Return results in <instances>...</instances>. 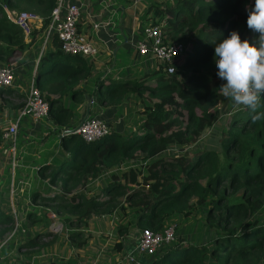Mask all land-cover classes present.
Segmentation results:
<instances>
[{"label":"trees","instance_id":"16d2710c","mask_svg":"<svg viewBox=\"0 0 264 264\" xmlns=\"http://www.w3.org/2000/svg\"><path fill=\"white\" fill-rule=\"evenodd\" d=\"M57 0H0V64L24 53L47 28ZM254 0L150 1L145 18L160 27L165 42L185 43L173 62L133 80L102 76L96 80L95 100L116 106L133 93L143 105L141 124L121 135L111 130L93 143L76 134L59 139L65 155L57 166L46 163L38 174L47 178L50 192L34 191L31 202L53 206L76 248L90 235L83 232L92 218L117 216L116 252L122 251L132 223L139 230L160 231L173 217H191L203 211L212 239L197 243L178 238L152 255H140L134 264H258L264 261V119L252 122L250 112L237 106L229 110L220 130L209 133L229 101L220 91L214 46L233 30L242 40L258 37L248 29L246 7ZM5 8L31 11L41 19L28 41L8 19ZM52 47L42 52L35 69V85L49 105L48 119L58 135L73 118L64 99L89 96L81 87L91 74L84 57L64 54L56 35ZM22 106L23 94L0 86V97ZM145 101V102H144ZM148 101V103H146ZM264 104V101H262ZM258 111L264 112V107ZM209 133V134H208ZM206 136L204 141L201 138ZM197 143L192 151L180 149ZM177 147V148H173ZM176 151H173L175 150ZM149 162L143 169L124 170L113 176L93 196L87 185L103 172L128 162ZM145 170V171H144ZM45 206V207H47ZM258 213L260 215L258 216ZM34 212L25 216L34 225ZM14 217L0 206V241L10 232ZM39 234H48L47 229ZM120 237V238H119ZM33 237L32 240H34ZM51 264H65L52 262ZM67 264V263H66Z\"/></svg>","mask_w":264,"mask_h":264},{"label":"crops","instance_id":"0c3cea01","mask_svg":"<svg viewBox=\"0 0 264 264\" xmlns=\"http://www.w3.org/2000/svg\"><path fill=\"white\" fill-rule=\"evenodd\" d=\"M66 1L77 3L81 7V17L78 22V28L93 41L98 50V53L94 57L85 58L86 61L91 64L90 71L93 73L91 74L87 83L81 87H83L90 96L95 94L97 90L96 80L102 76L114 78L125 77L133 80L134 78H137L156 68L158 65L156 60H153L147 56L139 55L134 48L135 43L141 37V31L151 23L150 20L145 18V12L148 3L144 2L135 4L133 0ZM113 18H116V20L114 21ZM40 38L41 36L28 48V50L22 53L18 71L15 73V84L12 87L17 93H22L24 95V93L29 88L32 77L35 74V69L39 62L41 50L38 44L40 42ZM24 40L28 41V39L25 37ZM50 43L51 45L49 49L52 47V42L50 41ZM35 47L37 48L36 53L32 52ZM38 49L40 50L38 51ZM18 76H21L22 79H18ZM25 76H28L30 80L27 89L24 87L26 84H23ZM16 84L19 85L17 86ZM132 94L133 93H129V95L124 98L123 102L116 106H103L94 100L90 105L89 117H95L106 121L109 124L111 130L115 131L114 129L116 126L115 119L113 117L120 111H122L124 114L127 112V110L134 112L135 116L131 118V121L124 123L128 129L126 134L128 135L130 130H133L135 127L139 126L144 118V115H142L140 111L142 110L145 103L143 104L138 97H135L136 99L131 97ZM64 102L73 103V105L70 104L73 113V118L70 122V127L72 128L80 122L85 114L87 103L86 96H84L83 99L66 98L64 99ZM17 113L18 111L15 110V114L13 113V120L17 116ZM29 120H25V123L22 124V126H19L20 131L26 133L24 136L25 140H28V137L31 134L37 135L43 139L48 132L53 131L54 129L48 118L41 119L38 122L32 121V123ZM116 132L121 134L119 131ZM53 133L56 136L58 135L56 132ZM45 140L46 138L42 141L45 142ZM57 143L59 144V138ZM60 148L62 147L59 144V150H56L57 155L55 156L57 161L62 159L63 155H65V152L61 151ZM26 157L27 156H23L20 159L22 166H20L21 168L17 173L18 181L16 185V195H18V198H15V200L21 208L27 206H33L36 208L41 207L40 205L31 202V195L29 194L31 182L23 179L26 178V174L27 180H29V178L34 180L36 177L37 180L33 184L35 187L33 189L34 191L38 190L40 192H42L43 189H46V187L43 185V183L46 182L39 178V166L37 167L36 164L27 162L28 160H26ZM49 162L52 164L51 161ZM56 164H58V162ZM97 179L91 181L87 185L86 189L91 184L93 189L100 191L105 183H94V181L96 182ZM51 188L53 189V187ZM99 220H102L105 223L108 222V220L104 218H92L89 227L86 228V235H90L89 240L81 248H76L69 240V237L67 236L68 232L61 233L59 235L58 231H49L48 234H39L37 230L39 227L37 226L40 224V222H36L34 225H32H37L32 227L34 228V232L32 234L31 231H29L25 237L22 236V238H19V240L15 239L13 242L5 244L6 250H0V261L8 258L10 254L15 252L18 255L26 256L23 262L20 264H51L52 262L59 263V261H62V263L65 264H102L105 261H107V264H129L127 256H134L136 260L137 257L141 255L136 254L135 246L137 244L135 242L140 235V232L139 235L136 234V232L141 230L135 228L134 223H132L128 229L122 251L116 252L114 249L113 254L109 258L104 256L106 244H109L110 240H107L104 244L101 243V240H98L99 238H97V236L99 235V230H97L96 223ZM55 222L57 221H51L49 226ZM30 224L28 223V225ZM132 229H135V231L132 232ZM33 237H35L34 240H32ZM117 241L118 238L115 239L113 244H115ZM95 252L96 254L92 256V254Z\"/></svg>","mask_w":264,"mask_h":264},{"label":"rangeland","instance_id":"374dc122","mask_svg":"<svg viewBox=\"0 0 264 264\" xmlns=\"http://www.w3.org/2000/svg\"><path fill=\"white\" fill-rule=\"evenodd\" d=\"M117 18V17H116ZM116 18H113V20L115 21ZM141 35V34H140ZM40 42L39 47L42 50H45V52L49 49L51 43L50 40L45 43L44 45V39L45 36L44 35H40ZM38 49V51L40 50ZM40 50V52H41ZM32 52L36 53L37 52V48L35 47ZM39 55V53H38ZM26 56V55H25ZM21 57L22 54L21 53H17L14 55V58L9 61V63H7L10 67H12L15 70V73L18 71L20 62H21ZM119 59V57H118ZM18 79H22L21 76L17 77ZM15 81V80H14ZM26 81V82H25ZM29 78L28 76H25L24 82L23 84L26 86L25 89H27L28 83H29ZM17 83V82H16ZM15 84V82H14ZM17 86L19 84H16ZM23 87V88H24ZM22 94V93H21ZM133 98H135L136 96L132 94ZM136 99V98H135ZM67 104H72V102ZM148 103V101L146 102ZM16 104V101L11 99V97H0V206L1 209L12 215L14 217V224L12 229L10 230V232L5 236V238L0 241V250L5 251L6 250V243H11L13 242V240L22 238V236H26L27 232L31 231V234L34 232V228L35 226H32L30 224L31 220H28L25 216L27 215V213L32 210L34 212V219L35 222H40V224H38L37 227H39L37 230H40L41 232H44L43 230L47 229L48 231H54L52 228H50V222L55 220L57 222L63 224L62 225V230L58 231V235L61 233H67L69 228H67V225H65L63 223V216L61 215H57L54 211V207L53 206H42L41 207H33V206H27V207H19V205L17 204L15 198H18V195H16L17 191H16V185H17V173L18 170H20V166H22L20 159L23 156H27L26 160H28L27 162H31L33 164H36L37 167L46 163H50L49 161H51L53 166H57L56 163L61 161L58 160L57 158H55V156L57 155L56 150H59V144L58 142V135H54L53 131L48 132L45 137L43 139L46 138L45 142H43L42 138L38 137L37 135L31 134L28 137V140L24 139L25 136V132H21L20 131V127H18V131H17V136L15 139V145H16V153L18 156V166L17 168L14 170V172H12V166H11V157L10 154L8 152V144L7 142L3 139L2 136V132L4 130V128L7 126L9 120H13V115L15 114V110H17L14 106ZM23 104V101H22ZM71 105V106H72ZM237 107L230 99L227 102V104L224 106V108L222 109V115L220 116L218 122L209 130V133H213L217 130H220L222 127L225 126V124H223L222 122L226 121V119L228 118V113L229 110H232L233 108ZM72 109V108H71ZM72 111V110H71ZM14 113V114H13ZM73 115V113H72ZM113 116V115H112ZM135 116L134 112L128 111L124 113H122V111L118 112L113 118L115 119V126L118 129H114L115 131H119L121 132V134L126 135L127 134V127L125 126L124 123L126 122H130L131 118H133ZM138 116V115H137ZM16 118V117H15ZM14 118V119H15ZM25 120H29L27 117L22 118V120L19 122L18 126H22V124H24ZM31 123L32 121L29 120ZM106 122V121H105ZM75 127V126H74ZM138 127V126H137ZM135 127V128H137ZM73 128V127H72ZM134 128V129H135ZM208 133V134H209ZM206 139V136L201 138V141H204ZM43 142V143H42ZM197 146V143L190 146V147H184L182 149H180L181 151L183 150H189V151H193L195 149V147ZM173 148H177V147H173ZM61 151L65 152L63 148H60ZM173 151H176L173 150ZM42 157V159H41ZM41 159V160H40ZM149 162H140V161H135V162H128L126 164H124L123 166H121L120 168H114L112 170L103 172L99 175V178L97 179V181L94 183H105L106 181H108L109 179H111L113 176H117V177H121L122 173L124 170H129L130 168H134L135 170L138 169H143L146 166H148ZM145 171V170H144ZM40 179H43L46 183H43L44 187H46V189L42 190L43 193L46 192H50V190H52L51 186L49 185L47 178H42L40 177ZM31 182V187L29 188V194L31 195L34 192L35 188L33 186V184L35 183V181L37 180L36 177L34 178V180H32V178H29V180H27V174H26V178H24L23 180ZM13 181V189H14V199H13V203H14V207H11V198L10 195L11 193L9 192L10 188H11V183ZM97 191V189H93L92 185L90 184L88 186V188L86 190H84V193L87 196H92L95 195ZM262 212H264V207L261 209ZM203 215V211H199L197 214L192 215L191 217H181V216H177V217H173L170 218L167 222L172 223L176 226V238L175 240L170 243L169 245H172L178 238L181 239H185V240H192L194 242L197 243H207L209 241V239H212V234L213 232L208 229L205 221H204V216ZM260 215V213H258V216ZM108 220L107 223H105L102 220H99L96 223L97 226V230H99V235L97 236V238H99L98 240H101V243L104 244L107 240H110L109 244H106L105 250H104V256L106 257H110L113 252H114V248L116 249V247L114 246V241L115 239L118 238L119 235L116 234V230L117 227L120 225L117 216H113L111 218H106ZM56 222V223H57ZM28 223L30 225H28ZM28 225V226H27ZM24 230V231H23ZM83 232H85L86 234V228L82 229ZM96 230V229H94ZM135 229H132V232H134ZM55 232V231H54ZM139 232H136V234L139 235ZM94 233V232H93ZM95 234V233H94ZM135 237V236H134ZM138 241V238H137ZM137 241L135 243H137ZM135 245V244H134ZM4 246V247H3ZM136 246V245H135ZM98 251V250H97ZM96 251V252H97ZM116 251V250H115ZM95 253L92 254V256H94ZM26 256H21L18 255L17 253H12L9 255L8 258L3 259L0 261V264H20L21 262H23L24 258ZM140 257V256H139ZM139 257H137V259H139ZM53 258H57V257H53ZM61 259V258H58ZM57 260V259H55ZM129 262V261H128ZM127 262V263H128ZM102 264H107V261H105ZM130 264V262H129ZM258 264H264V261L258 263Z\"/></svg>","mask_w":264,"mask_h":264},{"label":"built area","instance_id":"2783aa9c","mask_svg":"<svg viewBox=\"0 0 264 264\" xmlns=\"http://www.w3.org/2000/svg\"><path fill=\"white\" fill-rule=\"evenodd\" d=\"M173 3L176 0H133L135 4L149 3ZM6 15L22 33L29 39L32 27L41 19L31 11L16 12L5 8ZM81 17V7L74 2L57 0L56 6L51 12L50 22L42 33L45 36L44 45L54 34L57 36L61 51L64 54L81 56L84 58L94 57L98 50L93 41L78 28ZM136 52L141 56H147L158 63L167 65V72L172 73L174 68L172 62L183 53L185 43L165 42L159 26L152 22L141 31V37L134 46ZM44 50L42 49L39 58ZM15 80V70L8 64H0V86L13 87ZM23 104L18 110L14 120H9L2 132L3 139L8 144V152L11 157L12 172L18 166V156L16 153L15 139L18 131V124L22 118L26 117L33 122L48 118L49 105L43 99L38 87L35 85V74L32 77L28 90L23 95ZM111 131L107 122L95 117H88L76 130L74 134L87 143H93L106 136ZM11 207L13 206V181L10 188ZM50 228L54 231L62 229V224L53 223ZM24 231V230H23ZM176 238V226L167 223L160 231L141 230L136 244V254L152 255L164 245L172 243ZM130 263H136L134 256H127Z\"/></svg>","mask_w":264,"mask_h":264},{"label":"clouds","instance_id":"9594fccd","mask_svg":"<svg viewBox=\"0 0 264 264\" xmlns=\"http://www.w3.org/2000/svg\"><path fill=\"white\" fill-rule=\"evenodd\" d=\"M248 29L258 33L254 43L242 40L238 31L214 46L216 75L224 81L220 93L236 106H243L253 123L264 119V0H254L253 7H246Z\"/></svg>","mask_w":264,"mask_h":264},{"label":"water","instance_id":"95a60500","mask_svg":"<svg viewBox=\"0 0 264 264\" xmlns=\"http://www.w3.org/2000/svg\"><path fill=\"white\" fill-rule=\"evenodd\" d=\"M95 100V96H87L86 95V110H85V114L83 116V118L80 120V122L73 128H69V129H64L60 132V134L58 135V138L61 139L63 138L65 135L68 134H74V131L76 130V128H78L90 115V105L91 103ZM39 168V167H38Z\"/></svg>","mask_w":264,"mask_h":264}]
</instances>
